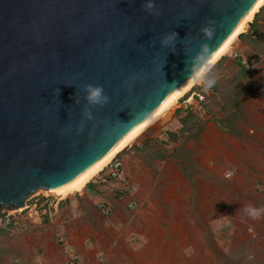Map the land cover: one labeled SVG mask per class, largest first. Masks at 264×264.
Masks as SVG:
<instances>
[{
    "label": "water",
    "instance_id": "1",
    "mask_svg": "<svg viewBox=\"0 0 264 264\" xmlns=\"http://www.w3.org/2000/svg\"><path fill=\"white\" fill-rule=\"evenodd\" d=\"M256 1L154 0L156 16L148 0H0V210L62 188L102 158ZM208 21L212 40L200 31ZM171 32L175 47L162 46ZM86 84L102 86L109 102L89 105Z\"/></svg>",
    "mask_w": 264,
    "mask_h": 264
},
{
    "label": "crops",
    "instance_id": "2",
    "mask_svg": "<svg viewBox=\"0 0 264 264\" xmlns=\"http://www.w3.org/2000/svg\"><path fill=\"white\" fill-rule=\"evenodd\" d=\"M230 49L242 56L232 58L226 53L206 73L217 80L208 99V104L211 103L209 115L214 114L212 120L229 128L232 135L214 131L216 141L210 129L207 130L210 124L207 123L204 128L199 125V129L194 127L186 131L178 139L180 128L168 131L165 127L155 137L162 140L165 136L174 144L166 146L163 154L156 144L151 145L155 139L144 137L142 144L146 147L132 160L131 176L126 161L133 155L132 150L125 151L122 158V176L134 187L133 198L138 205L133 209L126 207L129 197L122 194L119 190L121 184L117 181L106 186L87 184L86 191L58 199L53 211L49 210L50 216L40 214L43 222L40 224V264H67L63 255L66 248L79 256V264H189L190 259L196 257L198 237L192 235L204 233V224L219 219L222 212L228 210L221 205L220 190L225 183L221 176L222 167L244 170L263 162L264 3L254 12ZM240 57L245 59V64L248 63L245 66L248 69L244 71L239 67ZM231 63L238 66L236 69L240 70L241 76L243 74V80L231 81L234 70L227 67ZM227 77L228 86L222 90L221 82ZM243 101L244 106L248 104L250 107L248 112L252 113V121L247 122L253 128H245L236 117ZM177 112L180 114L177 117L174 114V117L179 118L180 127L189 129L187 118H181L185 114ZM209 115L206 118H210ZM190 134L197 140L196 146L186 141ZM221 139L230 143L229 153L224 151ZM172 151L173 157L168 155ZM157 164L159 171L155 170ZM200 174L207 177L199 179ZM242 179H245L242 175L236 177L232 191L243 189L239 183ZM188 181L198 185V191L190 189ZM167 184L169 188L172 185L178 188L175 195L164 188ZM203 185L207 187L201 191ZM252 198L264 197L254 194ZM97 200L108 203L112 212L102 216L94 206ZM231 207L234 210L235 207ZM58 236L63 239L62 243L58 242ZM216 242H219L218 238ZM212 243L215 245L214 240Z\"/></svg>",
    "mask_w": 264,
    "mask_h": 264
},
{
    "label": "rangeland",
    "instance_id": "3",
    "mask_svg": "<svg viewBox=\"0 0 264 264\" xmlns=\"http://www.w3.org/2000/svg\"><path fill=\"white\" fill-rule=\"evenodd\" d=\"M235 40L236 39H234V41ZM234 50L230 49L227 53L232 58L233 53H239V55L242 56L240 52H234ZM247 65L248 63L239 67H241L242 71H244L245 69H248L245 67ZM227 67H229L231 71L234 70L230 78L231 81L239 82L240 80H243V74L242 76L239 74L240 70L236 69L238 67L236 64L231 63ZM228 81L229 77L225 78L224 81L221 82L222 90H226ZM193 90H197V86H194L192 88V91ZM244 103L245 102L243 101V106L237 110L238 113H236V117L242 122L241 124L245 128H253L252 124L247 122L252 121L250 119V117H252V113L248 112L250 107L248 104L244 106ZM218 104L215 105L217 109ZM179 106L180 105L178 101L177 104L163 118L157 120L150 127H147L141 136L129 146L130 148L128 147L129 149L126 147L120 153H118L116 158L120 159L122 162L125 151L132 150L133 152L131 158L126 161V165L130 174L129 176H131L130 170L132 168V160L135 157L141 155V153L145 150L144 147L146 146L142 144V139H144V137L150 140L155 139L156 142L151 145L156 144L155 147H159V150L162 154L165 153L166 146L169 145L172 147L171 145H173L174 142L172 143V141L166 140L165 136L162 137V140H158L155 136L157 135L158 131L164 129L165 127H167L168 131H171L173 128L177 130L179 129L177 127L179 118H176L177 115L180 114L177 112L179 110ZM210 106L211 103H205L201 115L194 112H183L185 115L181 118H187L189 129H184V126L180 127V130L182 131L178 132V139L181 138V136L186 133V131L193 129L194 127L199 129V125H202L201 128H204L203 126L207 123L211 124L207 125V130L209 131L210 129V133L216 141V133L218 132L227 135L231 134L229 128L221 127L220 125H217L215 120H212L211 116L214 114L209 115L211 112ZM174 114H176V117H174ZM207 115H209L210 118H206ZM168 131L166 133H168ZM193 137L194 136L191 134L188 135L186 141L192 142V145L196 146L195 144L197 143V140H195ZM209 140L212 141L210 137ZM166 141H168V143H166ZM211 143L213 146L215 145L213 141ZM220 143L224 146V151L229 153L228 147H230V143L228 141L225 143L222 141V139L220 140ZM261 146V157L263 159L262 163H253L254 165H251V167L244 170L226 167L221 163L223 166L221 170V176L225 181L220 190L221 205L222 208L228 210H222V216L219 219H214L213 222H211V219L207 224H204V233H199L197 236L196 234L192 235L193 237H198L196 240L198 247L195 251L197 254L196 257L190 259L189 264H264V218L252 220L248 218L244 212L245 206L249 204L257 208H259L258 206L264 207V198H259V200H254L252 198L254 194L263 195L264 197V144H261ZM173 151L168 155L173 157ZM218 151L219 150L217 149L216 152ZM188 156L192 157V154H189ZM221 160H223V158H221ZM193 162L194 161L191 160V163ZM157 166L158 164L155 166V170H161L157 168ZM228 174L230 175L227 177ZM240 175H242V178H245L239 181V183L242 184L240 188L243 189L237 188V191H232L231 189L233 188L232 186L235 182L234 180H236V177H239ZM199 177H201L199 179H204V177L207 176L200 174ZM124 178L127 181V178ZM194 184L195 183L192 185L189 182L190 189H195L198 191V185L195 186ZM169 187L170 186L167 184L164 188L169 189V194L175 195L178 188L176 189L174 185H172L171 188ZM206 187V185L201 186V191H204ZM87 188L90 191L93 190L90 187ZM45 196L48 195H46L43 190H38L31 194L26 201H24L26 204L25 206H22L18 209L0 210V218H2L4 215L9 217L8 225H3V223L0 222V264H40V224L43 222L40 219V207H37L36 209V204H40V201H42L44 199L43 197ZM52 198H54V201L56 202L59 199L58 197L52 196L50 194L46 200L49 201ZM34 204L35 207H33ZM230 206H234V210L232 207L229 208ZM109 227L114 229L111 226ZM211 229H214L215 232L213 233ZM58 238L60 237L58 236L57 239ZM217 238L219 242H216ZM62 240L63 239H61V241ZM213 240L215 241V245L212 243ZM63 255L67 264L80 263L79 256L75 254L70 248H66Z\"/></svg>",
    "mask_w": 264,
    "mask_h": 264
},
{
    "label": "bare ground",
    "instance_id": "4",
    "mask_svg": "<svg viewBox=\"0 0 264 264\" xmlns=\"http://www.w3.org/2000/svg\"><path fill=\"white\" fill-rule=\"evenodd\" d=\"M263 3L264 0H257L255 2L247 14L239 21L229 39L216 50V52L207 61V64H204L195 74L179 85L173 92H171L160 103L159 107L148 119L126 133L102 158L94 162L68 184L56 191L44 190V193L46 195L51 194L52 196H56L59 199H63L67 196L73 195L74 193H80L84 185L88 183L90 179L96 175L116 154L120 153L124 148L131 145L137 138L141 136L147 127H150L157 120L163 118L177 104V100L179 98L189 91L191 87L200 82V77L205 74L210 69V67L219 60L220 57L225 55L230 50L234 39H236V37L243 31L246 23L250 21L254 12Z\"/></svg>",
    "mask_w": 264,
    "mask_h": 264
},
{
    "label": "built area",
    "instance_id": "5",
    "mask_svg": "<svg viewBox=\"0 0 264 264\" xmlns=\"http://www.w3.org/2000/svg\"><path fill=\"white\" fill-rule=\"evenodd\" d=\"M232 56L233 58H237L239 57V54L233 53ZM240 63L241 65L245 64V60L241 57ZM194 86H197V90L192 91V88ZM194 86L191 87L189 91H187L181 98L177 100V102L179 101L180 105L179 111L188 113L194 112L201 115L202 110L204 109V104L207 103L208 99L210 98L211 88L205 87L201 82ZM177 127L180 128V125L178 124ZM117 155L118 154H116L96 175H94L90 179V181L84 185L82 190L86 191L85 187L87 184H93L95 186H106L117 181L121 184L119 190L123 195L129 197V201L126 204V207L128 209H133L138 205L137 201L133 198L134 187L128 184V182L122 176V162L120 159L116 158ZM48 196L43 197L44 199L40 201V204H36V209L37 207H40V214H46L47 216H50L49 210L53 211L56 205V201H54V198L49 201L46 200ZM25 205L26 204L24 202L23 206ZM94 206L102 216H107L112 212V207L103 200H97L94 203ZM33 207H35V204L33 205ZM0 222H2L3 225H8L9 217L7 215L2 216V218H0ZM57 240L58 242H62L60 238H58Z\"/></svg>",
    "mask_w": 264,
    "mask_h": 264
},
{
    "label": "clouds",
    "instance_id": "6",
    "mask_svg": "<svg viewBox=\"0 0 264 264\" xmlns=\"http://www.w3.org/2000/svg\"><path fill=\"white\" fill-rule=\"evenodd\" d=\"M144 8L146 11H150L152 15H160V11L155 9V2L154 0H148V2L145 3ZM213 21H208L207 25L203 28H201V33L204 36L205 40H212L215 35V27L213 26ZM178 38V34L176 32H171L167 34L162 40L161 44L164 47H175V42ZM208 45H205V50L208 49ZM198 60L201 61V66L204 64H207V60L203 56H198ZM201 82L203 85L207 88L214 87L217 83L216 78L211 77L207 73L203 74L201 77ZM84 91L86 93V100L89 105H99L103 106L109 102V98L105 96L104 89L102 86L99 85H92V84H86L84 85ZM83 117L85 121H91L94 119L92 112L89 108H85L83 111ZM83 130V124L80 126V131ZM244 212L246 216L252 220H259L264 218V208H257L251 204L245 206Z\"/></svg>",
    "mask_w": 264,
    "mask_h": 264
}]
</instances>
